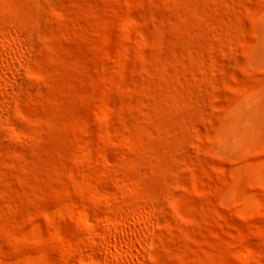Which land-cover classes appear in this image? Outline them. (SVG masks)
Segmentation results:
<instances>
[{"label": "rangeland", "instance_id": "rangeland-1", "mask_svg": "<svg viewBox=\"0 0 264 264\" xmlns=\"http://www.w3.org/2000/svg\"><path fill=\"white\" fill-rule=\"evenodd\" d=\"M0 264H264V0H0Z\"/></svg>", "mask_w": 264, "mask_h": 264}]
</instances>
